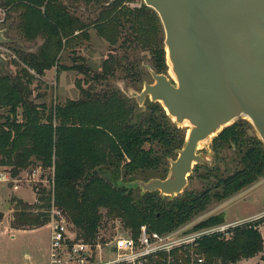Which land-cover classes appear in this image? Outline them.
<instances>
[{
    "label": "trees",
    "instance_id": "trees-1",
    "mask_svg": "<svg viewBox=\"0 0 264 264\" xmlns=\"http://www.w3.org/2000/svg\"><path fill=\"white\" fill-rule=\"evenodd\" d=\"M120 1H104L96 21L109 18V12L116 11ZM0 5L10 10L23 7L25 11L21 13L23 19L18 27L28 38L40 33L46 37L47 43L38 52L20 54L22 62L39 75L55 65V52L61 50L63 40H69L88 25L71 13L61 0H0ZM119 13L117 22L125 18V21L139 26L143 14L154 25L159 23L162 26L157 12L147 5L143 10L126 9ZM107 64L105 61L95 79H108L114 74ZM3 67L4 64L0 63V109H6L0 114V167H6L14 178L30 165L52 166L54 156L56 163L53 188L37 189L33 203L13 197V228L35 229L48 224L52 208L56 206L63 210L78 238L95 241L99 239L102 208L123 216L135 234L142 224H148L152 230L159 232L173 230L207 208L212 198V190L208 188L194 196L184 197L183 192L170 199L159 191L136 195L134 192L139 188L129 189L119 185V181H132L142 174L147 175L143 177L146 179L167 175L169 159L176 158V150L183 147L186 137V129L175 126L167 114L161 116L162 124L154 123L152 113L140 122L145 110L135 116V119L139 118L136 122L128 116H118L125 115L121 112L126 108L124 101L127 97L117 89H108L94 95L87 93L84 99L70 101L64 106L56 105L47 115L30 100L32 91L29 84L34 76L27 68H22L13 76L3 74ZM153 69L158 73H167L168 66L166 72L161 66H154ZM131 76L133 80H138V72L132 70ZM19 106L22 107L21 119ZM103 109L115 114L111 121L108 115L103 117L99 114ZM166 120L172 125L169 131L166 130ZM246 131L244 125L235 122L213 140L222 137V142L242 143L241 135H246ZM106 136L107 139H104ZM153 140L160 145V149L146 148L145 145ZM242 151V166L222 179L225 197L264 177L262 141L250 142ZM166 163L168 168L161 170ZM224 222L222 212L205 218L195 228ZM260 224L257 222L256 228L238 231L234 238L227 241L217 235L205 237L198 249L208 260L220 258L222 264L254 256L262 249Z\"/></svg>",
    "mask_w": 264,
    "mask_h": 264
},
{
    "label": "rangeland",
    "instance_id": "rangeland-1",
    "mask_svg": "<svg viewBox=\"0 0 264 264\" xmlns=\"http://www.w3.org/2000/svg\"><path fill=\"white\" fill-rule=\"evenodd\" d=\"M61 1L71 13L79 16L88 25L83 31H77L69 40H63L61 50L58 53L55 52V65L45 70L42 75L26 66L20 59V54L38 52L47 43L46 37L40 33L34 38H28L21 27H18L23 19L21 16V13L25 11L23 7L10 10L0 5V12L5 11L6 14L4 22L0 23V28L6 29L5 36L8 38L7 42H0V54L4 59V67L1 72L15 76L22 68L26 67L34 76L29 84V89L32 91L30 100L39 105L38 109L47 115L52 107L64 106L70 101H80L87 96V93L94 95L108 89H117L124 97H127L124 101L126 108L121 112L125 115L118 114V116H128V118L134 119L133 121H138L139 118L135 119V116L142 109L136 103L134 94L143 89L144 82L153 81L149 73L150 68L161 66L164 72L167 71L164 48L165 34L161 24L154 25L150 22L149 17L143 14L140 17L139 26L134 25L132 21H125V18L122 22H117L120 10H143L146 6L143 0H121L118 3V9L109 12V18L98 22L96 19L106 0H101L99 3H87L86 0ZM105 61L114 74L108 79L97 80L94 77L101 73ZM132 70L138 72L136 81L131 76ZM145 106V111H142L145 114L140 117V122H144L146 117L152 113L155 116L154 123L162 124L161 116L166 115L162 106L149 99ZM18 110L21 119L22 107L19 106ZM5 111V108H1L0 114ZM99 114L103 117L108 115L110 121L115 116L105 109ZM166 122L168 123L166 130L169 131L172 125L169 120ZM236 122L247 128L246 135H241L242 143L222 142V137H218L211 144L216 150L215 155L211 157L208 156L207 150L203 151L206 162L194 167L183 196H194L208 188L212 190V198L207 208L188 222L204 220L222 212L225 217L224 223L243 221L261 214L257 220L239 223L234 227L229 238H222L226 241L231 240L238 231L256 228L257 222H260L258 228L262 234L261 251L235 263L224 264H264V181L260 182L264 177L226 197L222 187V179L242 166V150H245L250 142L254 143L257 139L260 140L249 120L240 118ZM55 125L54 122V128ZM104 139H107V136ZM145 146L147 149L150 147L154 150L160 149L156 140ZM106 150H108V146H106ZM53 159L52 166L30 165L14 177L16 180L13 182L0 179V264H49L50 225L46 224L35 229H16L12 227L11 221L14 196L33 203L36 199V189L43 187L50 189L55 186V156ZM168 163L161 166V170L167 169ZM4 170L7 168L0 167V173ZM32 170H36V172L27 173ZM7 174L9 175V172ZM148 175L151 176V174ZM146 176L142 174V176H136L135 179H150L143 178ZM16 184L18 185L17 190L14 189ZM136 190L134 192L136 195L141 194L140 189ZM118 219L124 222L126 229H132L123 216L110 213L108 208H102L99 235L109 236ZM208 261L209 264H222L220 258Z\"/></svg>",
    "mask_w": 264,
    "mask_h": 264
},
{
    "label": "water",
    "instance_id": "water-1",
    "mask_svg": "<svg viewBox=\"0 0 264 264\" xmlns=\"http://www.w3.org/2000/svg\"><path fill=\"white\" fill-rule=\"evenodd\" d=\"M143 1L162 23L168 71L150 68L153 81L144 82L135 100L142 110L147 98L159 102L186 137L164 178L119 185L172 199L206 162L202 152L215 155L214 137L238 119L249 120L264 144V0ZM5 32L0 28L2 43Z\"/></svg>",
    "mask_w": 264,
    "mask_h": 264
},
{
    "label": "built area",
    "instance_id": "built-area-1",
    "mask_svg": "<svg viewBox=\"0 0 264 264\" xmlns=\"http://www.w3.org/2000/svg\"><path fill=\"white\" fill-rule=\"evenodd\" d=\"M5 15V11L0 12V23L4 22ZM7 172L2 171L0 179L15 181ZM14 189H18L17 184ZM260 216L197 229L196 225L202 221L198 219L166 232L142 224L137 234L126 229L124 222L118 219L109 236L99 235L95 241H86L77 237L63 210L53 206L48 223L49 264H209L206 255L198 249L202 239L214 235L229 238L239 223L257 220Z\"/></svg>",
    "mask_w": 264,
    "mask_h": 264
},
{
    "label": "flooded vegetation",
    "instance_id": "flooded-vegetation-1",
    "mask_svg": "<svg viewBox=\"0 0 264 264\" xmlns=\"http://www.w3.org/2000/svg\"><path fill=\"white\" fill-rule=\"evenodd\" d=\"M148 99L150 100V98H147L146 101H147ZM135 101H136V100H135ZM146 101H145V103H146ZM150 101H151V100H150ZM151 102H152V101H151ZM137 104H138V103H137ZM145 109H146V108H145Z\"/></svg>",
    "mask_w": 264,
    "mask_h": 264
},
{
    "label": "crops",
    "instance_id": "crops-1",
    "mask_svg": "<svg viewBox=\"0 0 264 264\" xmlns=\"http://www.w3.org/2000/svg\"><path fill=\"white\" fill-rule=\"evenodd\" d=\"M264 181V178L262 180H260V182ZM259 183V182H258Z\"/></svg>",
    "mask_w": 264,
    "mask_h": 264
}]
</instances>
